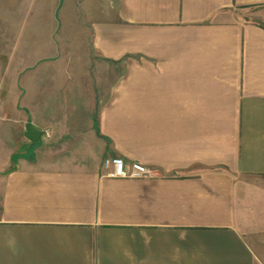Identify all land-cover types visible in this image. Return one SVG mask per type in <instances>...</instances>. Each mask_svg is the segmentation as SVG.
Wrapping results in <instances>:
<instances>
[{"label": "crops", "instance_id": "1", "mask_svg": "<svg viewBox=\"0 0 264 264\" xmlns=\"http://www.w3.org/2000/svg\"><path fill=\"white\" fill-rule=\"evenodd\" d=\"M59 15L74 39L57 50L29 15L0 88V264H264V0Z\"/></svg>", "mask_w": 264, "mask_h": 264}, {"label": "rangeland", "instance_id": "2", "mask_svg": "<svg viewBox=\"0 0 264 264\" xmlns=\"http://www.w3.org/2000/svg\"><path fill=\"white\" fill-rule=\"evenodd\" d=\"M61 3H64V0H0V88L11 84L12 73L14 75L18 71L26 70L29 15L35 24H40V29L45 25V35L55 42L57 50L65 49L67 43L64 40L68 35L74 39V31L69 32L61 28ZM73 18L74 16L70 15L67 22L73 23ZM36 33L42 34L43 31L38 30ZM51 53L58 52L53 47Z\"/></svg>", "mask_w": 264, "mask_h": 264}, {"label": "built area", "instance_id": "3", "mask_svg": "<svg viewBox=\"0 0 264 264\" xmlns=\"http://www.w3.org/2000/svg\"><path fill=\"white\" fill-rule=\"evenodd\" d=\"M104 166L106 168H112V176L115 177L141 178L151 174V171L145 166L137 163L128 164L122 158H107L104 161Z\"/></svg>", "mask_w": 264, "mask_h": 264}, {"label": "water", "instance_id": "4", "mask_svg": "<svg viewBox=\"0 0 264 264\" xmlns=\"http://www.w3.org/2000/svg\"><path fill=\"white\" fill-rule=\"evenodd\" d=\"M26 131V137L32 142H36L42 137V132L32 125H28Z\"/></svg>", "mask_w": 264, "mask_h": 264}]
</instances>
